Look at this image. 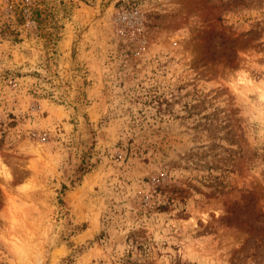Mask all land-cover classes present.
<instances>
[{"label": "rangeland", "instance_id": "obj_1", "mask_svg": "<svg viewBox=\"0 0 264 264\" xmlns=\"http://www.w3.org/2000/svg\"><path fill=\"white\" fill-rule=\"evenodd\" d=\"M0 264H264V0H0Z\"/></svg>", "mask_w": 264, "mask_h": 264}, {"label": "bare ground", "instance_id": "obj_2", "mask_svg": "<svg viewBox=\"0 0 264 264\" xmlns=\"http://www.w3.org/2000/svg\"><path fill=\"white\" fill-rule=\"evenodd\" d=\"M1 172H4V167H3V164H2V159L0 157V173Z\"/></svg>", "mask_w": 264, "mask_h": 264}]
</instances>
